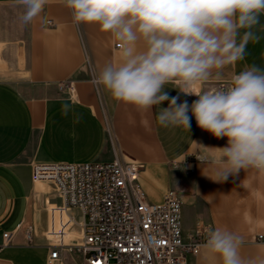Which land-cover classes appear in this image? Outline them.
Listing matches in <instances>:
<instances>
[{"label":"crops","instance_id":"obj_1","mask_svg":"<svg viewBox=\"0 0 264 264\" xmlns=\"http://www.w3.org/2000/svg\"><path fill=\"white\" fill-rule=\"evenodd\" d=\"M22 12L18 0H0V243L4 232L20 225L12 243L0 250V264H84L79 250H64L61 260L49 262L45 199L54 192L51 185L33 179V163L117 157L142 163L139 179L151 201H161L171 187L181 191L185 235L201 225L226 228L242 238L241 258L261 264L264 240L256 235L264 233V171L242 169L223 182L214 181L221 179L217 167L197 156L207 152L215 157V150L203 147H226L227 137L218 139L202 130L191 111L189 129L163 127L157 115L169 101L138 110L113 100L94 83L106 65L122 62L121 42L110 32L95 24H74L64 0H48L40 16L26 25ZM260 21L255 31L261 39L249 42L244 59L220 70L219 79L213 70L208 81L194 84L191 91H214L246 66L264 67V15ZM137 48L143 50L142 42ZM69 79L75 83L73 95L60 89ZM164 91L169 100L189 107L198 99L174 84L165 85ZM65 101L72 104L67 116L61 112ZM76 116L79 123L73 122ZM56 217L62 222L61 214ZM28 224L34 225V243L26 237ZM191 263L221 260L201 247Z\"/></svg>","mask_w":264,"mask_h":264},{"label":"clouds","instance_id":"obj_2","mask_svg":"<svg viewBox=\"0 0 264 264\" xmlns=\"http://www.w3.org/2000/svg\"><path fill=\"white\" fill-rule=\"evenodd\" d=\"M21 21L29 24L44 11L48 0H18ZM76 25L95 24L110 32L122 47V62L106 65L94 83L117 102L138 110L169 101L157 120L163 127L191 126V111L197 126L216 138L227 137V146L210 157L197 159L217 167L223 182L240 170L264 171V67L252 64L214 91L193 92L196 83L221 76L223 68L245 57L249 42L258 43L255 31L264 15V0H64ZM139 42L143 50H138ZM196 95L191 106L169 100L165 85ZM72 111L62 102V115ZM80 122V117L74 118ZM242 238L226 228H210L202 247L217 255L221 264H256L244 261L239 249ZM264 264V261L261 262Z\"/></svg>","mask_w":264,"mask_h":264},{"label":"built area","instance_id":"obj_3","mask_svg":"<svg viewBox=\"0 0 264 264\" xmlns=\"http://www.w3.org/2000/svg\"><path fill=\"white\" fill-rule=\"evenodd\" d=\"M230 82L219 83L215 90ZM60 89L73 95L75 83L63 81ZM142 166L118 157L105 162L33 163V179L51 185L54 192L45 199L50 263L61 260L64 250H79L84 264H192L191 257L211 227L201 225L185 235L181 191L171 187L161 201H151L139 179ZM192 173L188 168L187 174ZM19 229L20 225L3 233L0 250L12 243ZM25 232L34 243V225H26ZM256 239L264 240V233Z\"/></svg>","mask_w":264,"mask_h":264},{"label":"rangeland","instance_id":"obj_4","mask_svg":"<svg viewBox=\"0 0 264 264\" xmlns=\"http://www.w3.org/2000/svg\"><path fill=\"white\" fill-rule=\"evenodd\" d=\"M46 205V204H45Z\"/></svg>","mask_w":264,"mask_h":264}]
</instances>
